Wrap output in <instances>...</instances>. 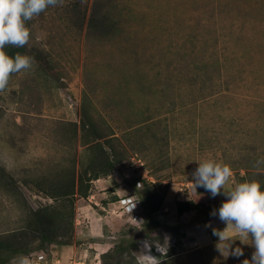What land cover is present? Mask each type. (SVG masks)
Here are the masks:
<instances>
[{
    "label": "rangeland",
    "instance_id": "obj_1",
    "mask_svg": "<svg viewBox=\"0 0 264 264\" xmlns=\"http://www.w3.org/2000/svg\"><path fill=\"white\" fill-rule=\"evenodd\" d=\"M27 26L22 55L35 63L0 93V238L25 225L29 208L54 203L40 184L49 189L88 164L86 111L118 137L122 161L76 200L70 243L37 249L36 241L28 255L44 251L43 264H104V252L136 236L137 248L129 243L118 254L121 264H139L144 242L161 264L250 259L254 249L239 241L240 257L216 250L213 228L225 224L210 213L226 197L191 183L195 161L206 158L231 167L229 187L264 183V168L254 167L264 156V0H64ZM139 177L165 194L149 218ZM129 200L140 221L121 214ZM177 200L204 206L180 215ZM10 254L0 264H18V254L3 262Z\"/></svg>",
    "mask_w": 264,
    "mask_h": 264
},
{
    "label": "clouds",
    "instance_id": "obj_2",
    "mask_svg": "<svg viewBox=\"0 0 264 264\" xmlns=\"http://www.w3.org/2000/svg\"><path fill=\"white\" fill-rule=\"evenodd\" d=\"M64 0H0V93L6 91L12 74L29 70L35 63L34 57L17 52L14 58L5 51L6 46L24 47L30 40L27 22L39 16L49 6H62ZM198 167L193 171L194 190L204 188L213 198L224 195L226 199L218 209L210 213L225 224L223 229L213 228L217 237L216 250L227 259L244 254L236 241L251 246V258L242 264H264V190L256 180L243 181L228 186L233 176L229 165L206 158L195 161ZM254 167L264 168V156L255 161ZM135 207V206H134ZM133 207V208H134ZM132 208V209H133ZM131 209V210H132ZM157 250L161 256L167 252ZM144 251L139 253V264H161L158 257L150 254L151 244L144 242ZM18 264H31L27 257H20Z\"/></svg>",
    "mask_w": 264,
    "mask_h": 264
},
{
    "label": "trees",
    "instance_id": "obj_3",
    "mask_svg": "<svg viewBox=\"0 0 264 264\" xmlns=\"http://www.w3.org/2000/svg\"><path fill=\"white\" fill-rule=\"evenodd\" d=\"M108 18L106 17L107 20ZM106 19L105 21H107ZM94 20L92 19V21ZM95 23L99 27L107 29L110 27L107 23L106 25L103 24L102 20L96 19ZM5 51L13 58L17 52L20 54L23 52L21 48L11 46H6ZM82 130L84 144L88 145L90 151L88 164L79 173L74 168L67 179L57 181L49 189L39 185L41 191L54 199V203L41 205L36 209L29 208L25 225L7 237L0 238V255L5 252L11 253L3 262L13 257V254L27 256L32 250L30 246L36 241L40 243L37 249L45 244L65 245L70 243L74 233L76 200L79 197H87L92 188V182L110 174L116 165L122 161L123 156L118 153L115 144L118 137L113 132L105 133L99 129L94 119L86 111H84ZM136 181L146 183L145 179L140 177ZM147 185L146 183L140 203L143 206V214L149 218L160 211L164 204L165 194ZM134 186L136 187L135 183ZM261 187L264 190V183L261 184ZM119 199L115 196L111 202ZM203 206L190 200L176 201L177 212L180 215L195 208H203ZM136 238L134 236L127 242L121 241L113 249L104 252L101 258L106 260L104 264H121L118 254L127 251L130 244L137 248L138 239ZM107 259L111 261L107 262Z\"/></svg>",
    "mask_w": 264,
    "mask_h": 264
},
{
    "label": "built area",
    "instance_id": "obj_4",
    "mask_svg": "<svg viewBox=\"0 0 264 264\" xmlns=\"http://www.w3.org/2000/svg\"><path fill=\"white\" fill-rule=\"evenodd\" d=\"M122 200L124 201L125 199H122ZM122 200L119 201V202L122 203ZM115 204H117V203H115V202L112 203L113 206ZM124 204H125L124 205V211L121 212V214H124V213L128 214V217L132 218L135 222L136 221H140L142 219L140 217L139 213L137 212V210H135V207L134 206H136L137 204H134V201L129 200V201L124 202ZM109 207L110 208H113L112 206H109ZM26 257L29 259V261L31 262V264H43V262L45 260V252L44 251H38L35 254H30V255H28Z\"/></svg>",
    "mask_w": 264,
    "mask_h": 264
},
{
    "label": "crops",
    "instance_id": "obj_5",
    "mask_svg": "<svg viewBox=\"0 0 264 264\" xmlns=\"http://www.w3.org/2000/svg\"><path fill=\"white\" fill-rule=\"evenodd\" d=\"M115 202H116V201H115ZM112 203H113V202H112ZM94 212H95V211H93V213H90V216L93 218V220H96V217L94 216ZM93 220H92V221H93ZM95 226H96V225L94 224L93 227H95ZM76 263H77V264H83V262H76Z\"/></svg>",
    "mask_w": 264,
    "mask_h": 264
}]
</instances>
